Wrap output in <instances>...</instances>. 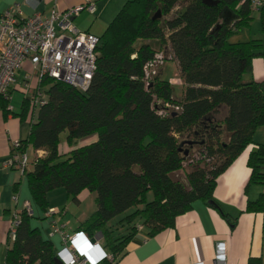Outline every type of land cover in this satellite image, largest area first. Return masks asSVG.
<instances>
[{"label":"trees","instance_id":"16d2710c","mask_svg":"<svg viewBox=\"0 0 264 264\" xmlns=\"http://www.w3.org/2000/svg\"><path fill=\"white\" fill-rule=\"evenodd\" d=\"M214 1L213 6L202 0H130L97 37L95 71L85 91L45 78L47 100L33 121L28 99L13 113L0 98L4 116L21 122L31 117L22 149L45 152L34 158L25 178L42 219L50 191L64 189L75 203L82 191L93 194L95 210L77 230L102 239L114 261L135 234V221L153 236L173 228L176 217L196 202L220 211L213 199L217 177L255 144L256 130L264 127V82L243 80L253 58H264V46L256 39L230 41L255 13L264 35V6L252 10L250 0ZM223 10L234 16L227 24ZM161 51L177 64L179 97L161 70L144 85L143 67ZM64 132L69 147L95 140L75 146L61 160ZM186 151V156L200 151L210 160L182 168ZM246 164V188L264 186V144H255ZM181 169L183 176L173 178ZM246 211L264 212V194L249 201ZM33 218L34 213L21 214L8 264H57L51 239L33 226ZM229 225L233 228L235 220ZM121 227L124 233L116 236Z\"/></svg>","mask_w":264,"mask_h":264},{"label":"crops","instance_id":"0c3cea01","mask_svg":"<svg viewBox=\"0 0 264 264\" xmlns=\"http://www.w3.org/2000/svg\"><path fill=\"white\" fill-rule=\"evenodd\" d=\"M81 2L82 0H0V15L12 4H18L23 16L28 17L34 13L48 16L52 10L64 11L81 4ZM126 2L128 1L95 0L94 12L92 14L86 11L82 12L73 20V25L79 31L99 37L118 13L112 17L113 12L118 8L121 9ZM260 3L264 6V0H260ZM83 13L88 16L87 24L76 25V20ZM95 22L105 24L99 36L96 35L97 31L93 30ZM233 39L239 40L236 42L256 39L260 40L264 46V35L260 32L258 13L253 15L249 26L237 31L230 41ZM172 62L177 69L176 62ZM28 70H30V66L25 64L19 77ZM162 76L161 72V78ZM243 80L245 82H264L263 57L253 58L251 71L243 76ZM177 87L180 92L177 96L174 94L175 97H179L182 90L180 83ZM11 112L13 111L11 110ZM29 129L30 124L27 126L20 123L18 118L10 114L4 116L0 111V264H8L7 252L11 242L8 241L7 234L13 211L19 210L24 201H29L32 205L24 176L15 170L3 169L2 163L9 157L11 142L25 141ZM94 140L95 137L83 140L81 145ZM254 143L264 144V127L256 130ZM255 144L247 146L217 177L213 199L219 205L220 211L196 202L191 210L176 217L173 228L164 229L153 236H147L140 225L136 226L135 234L125 244L122 253L113 264H214L215 243L218 241L225 243L226 264H264V212L246 211L249 201L253 202L261 194H264V186L250 185L246 188L250 176V169L246 164L247 158L249 153L255 149ZM61 145L60 142L59 152L62 155L68 154L74 148V146L71 148L65 143V150L61 151ZM30 149L34 157L45 156L44 151H34L31 146L27 147V154L30 153ZM87 193V191H82L79 194L78 204L87 197ZM13 195L18 197L16 205L12 200ZM62 203L48 200L47 206L48 209L65 210V215L57 217L59 219L57 224L61 226L67 224L66 232L76 230L89 215H83L79 224L71 227L70 221L67 219L66 206ZM233 220H235V225L231 228L229 221ZM46 221L49 225L52 220L46 219ZM48 231L49 228L46 230L47 234ZM53 238L59 242L57 236ZM100 243L102 246L104 245L102 239H100ZM104 249L109 253L107 248L104 247Z\"/></svg>","mask_w":264,"mask_h":264},{"label":"built area","instance_id":"2783aa9c","mask_svg":"<svg viewBox=\"0 0 264 264\" xmlns=\"http://www.w3.org/2000/svg\"><path fill=\"white\" fill-rule=\"evenodd\" d=\"M252 10H257L260 0H250ZM95 0H82L81 4L64 11L52 10L48 16L34 13L24 17L18 4L10 5L0 15V98L7 102V111L11 112L8 103L11 93L21 90L23 99H28L32 109V121L38 109L46 102L47 94L42 81L48 78L61 82L80 91H85L95 71L96 47L99 39L87 32L77 30L73 20L82 12L92 14ZM161 51L143 67L145 87L157 75L160 68L172 55ZM25 64L30 70L23 71ZM181 84V82H180ZM168 107V106H167ZM179 108H174L177 111ZM159 115H165L158 111ZM209 162L200 151H194L185 157L182 168L194 164L198 160ZM28 167L27 148L22 149L20 141L10 144L9 157L3 161L2 168L15 170L24 176ZM183 174V169L179 171ZM17 204V195L12 196ZM24 213L32 216L29 201H24L19 210H14L8 229L7 239L12 242L16 228L20 224V216ZM65 210L48 209L44 213L49 223L48 238L57 236L60 247L54 250L55 259L60 264H113L114 259L108 253L100 239L89 237L82 230L65 231L67 224L58 225L57 217L65 215ZM214 264H226L225 243H215Z\"/></svg>","mask_w":264,"mask_h":264},{"label":"rangeland","instance_id":"374dc122","mask_svg":"<svg viewBox=\"0 0 264 264\" xmlns=\"http://www.w3.org/2000/svg\"><path fill=\"white\" fill-rule=\"evenodd\" d=\"M126 1H129V0H126ZM0 6H1V3H0ZM119 9L120 8H118V10ZM118 10L113 12L112 17H113V15H115L118 12ZM87 17H88L87 14L83 13V15H81L76 20V25L87 24L86 23L88 20ZM93 25H94L93 30L97 31L96 35L99 36V34L103 31L105 24L103 25L102 23L95 22ZM236 41H239V40L233 39L231 42H236ZM140 43H141L140 41L137 42L136 46H138ZM160 70L163 73L162 79L167 80L171 83V85L173 86L174 94H175V96H177L178 93L180 92V89L177 87L178 84L180 83V79H178V76H176L178 74V70L176 69L172 60L168 59L165 62V64L160 68ZM22 100H23V94H22L21 90H19V91L16 90V91H13L11 93V98H10V101L8 103V106L11 108L13 113H19L20 112V109H21L20 106H21ZM30 119H31V117L28 116L24 121H22V122L19 121V122L29 126L30 121H31ZM261 130H260V132H261ZM65 136H66V132H64L60 135V142L62 144L61 145V151H63V149L65 150V148H64L65 147L64 146ZM84 142H87V141H84ZM81 144H83L82 141H80L79 143H76L74 145V147L77 145H81ZM28 148H29V146H28ZM66 155L67 154L63 155L61 157V160H65ZM27 156H28V167L26 169V175L24 176V179L27 177V174H29L32 171L33 164H34V158H35L32 150L30 151L29 154H27ZM181 176H183V174L179 173L178 176L174 175L173 178H179ZM86 196L87 197L82 201V203L78 204V203L71 201L70 199H66V194H65L64 189H56V190L50 191L47 194L46 201L51 200V201L63 202L62 205H65L66 209H67V219L70 221V224H71L70 226L75 227L79 224V220L83 217V215H86V216L90 215L95 210V204H94V198H93L94 195L87 193ZM31 201H32L31 207H32V210L34 213V218L32 219L33 226L40 227L43 236H45L46 230H47V228H49L48 222L46 221V218L42 219L43 218L42 212L35 206V203L33 202L32 199H31ZM20 208H21V205H20ZM131 211L132 210H129L126 213L114 218L111 222H116L120 218L129 214ZM139 225H140L139 221H135L131 224V226H139ZM115 226L112 224V228H114ZM123 228L124 227H121L119 230L116 231V232H118L116 234V236H120L124 233L125 230ZM51 241L53 243L54 250H58V248L60 247V243L58 242V240L56 238H53Z\"/></svg>","mask_w":264,"mask_h":264},{"label":"water","instance_id":"95a60500","mask_svg":"<svg viewBox=\"0 0 264 264\" xmlns=\"http://www.w3.org/2000/svg\"><path fill=\"white\" fill-rule=\"evenodd\" d=\"M202 2L206 5H213V6L217 4V2L214 0H202ZM221 16L225 24L229 23L230 21L234 19V16H232V14L228 10H223ZM186 155H187V151L184 152V156ZM55 261L57 264H60L56 259Z\"/></svg>","mask_w":264,"mask_h":264}]
</instances>
